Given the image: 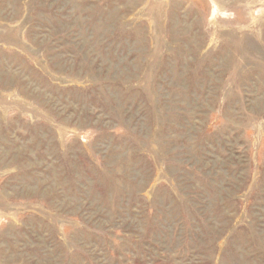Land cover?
Instances as JSON below:
<instances>
[{
	"label": "rangeland",
	"instance_id": "374dc122",
	"mask_svg": "<svg viewBox=\"0 0 264 264\" xmlns=\"http://www.w3.org/2000/svg\"><path fill=\"white\" fill-rule=\"evenodd\" d=\"M0 264H264V0H0Z\"/></svg>",
	"mask_w": 264,
	"mask_h": 264
}]
</instances>
